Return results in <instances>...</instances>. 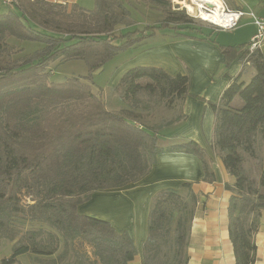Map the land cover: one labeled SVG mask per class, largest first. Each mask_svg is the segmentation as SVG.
<instances>
[{
    "label": "trees",
    "instance_id": "obj_1",
    "mask_svg": "<svg viewBox=\"0 0 264 264\" xmlns=\"http://www.w3.org/2000/svg\"><path fill=\"white\" fill-rule=\"evenodd\" d=\"M0 3L6 7L0 12V248L11 245L0 264H24L21 255L29 264H130L138 250L129 233L80 213V204L94 192L137 183L164 153L195 155L202 180L215 181L212 158L196 141L158 142L156 129L185 117L178 111L167 118L163 110L184 101L188 73L172 75L151 65L128 68L114 87L124 103L117 111L107 109L102 90L93 91L91 74L61 82L49 76L53 62L69 60H83L92 73L166 28L212 43L226 67L235 59L241 64L237 75L226 74L228 84L210 103L209 146L234 178L225 188L235 264H254V235L264 211V158L257 150L264 140V44L254 50L251 41L219 44L211 37L214 30L194 24L171 0H93L92 8L58 0ZM139 4L157 11L158 21L130 30L134 22L128 19ZM27 42L36 44L30 52ZM248 67L254 71L244 80ZM198 199L193 182L154 194L141 264H188Z\"/></svg>",
    "mask_w": 264,
    "mask_h": 264
},
{
    "label": "crops",
    "instance_id": "obj_2",
    "mask_svg": "<svg viewBox=\"0 0 264 264\" xmlns=\"http://www.w3.org/2000/svg\"><path fill=\"white\" fill-rule=\"evenodd\" d=\"M58 2L77 3L85 8L93 7V0ZM234 3L238 8L253 10L264 18V4L261 5L260 0H234ZM166 29H160L146 38L148 42L142 52L138 53L140 57L132 61V66H158L172 75L185 74L187 70L190 79L187 96L175 109L166 110L164 115L172 118L179 111L185 117L165 126L178 129L167 133L166 137L158 142L167 145L186 139L196 141L212 158L215 181L208 183L202 180V165L195 155L182 152L164 153L158 155L156 163L140 181L122 188L123 197L114 199L105 191H97L78 206V211L107 219L120 232L127 231L138 250V256L130 264H141L142 244L147 236V217L152 197L161 189L177 187L182 182H193V189L199 195V199L195 204L190 226L188 264H235L227 225L230 192L225 188V184H232L234 178L209 146L214 120L210 103L218 101L228 84L226 74L237 75L241 70V64L235 59L226 67L224 56L212 43L198 38L177 36L174 29ZM250 70V67L245 69L242 79L248 80L252 73ZM257 150L264 158V140L258 141ZM254 241L256 243L254 264H264V211L260 216Z\"/></svg>",
    "mask_w": 264,
    "mask_h": 264
},
{
    "label": "rangeland",
    "instance_id": "obj_3",
    "mask_svg": "<svg viewBox=\"0 0 264 264\" xmlns=\"http://www.w3.org/2000/svg\"><path fill=\"white\" fill-rule=\"evenodd\" d=\"M233 1L234 0H220L223 8H225L226 10L236 11L234 7L235 3ZM171 2L173 6L178 7L179 10H185V14L194 20V24L201 25L207 30H214L211 37L219 44L233 45L238 43H246L249 42L251 40V37L257 32V27L253 22L254 19L249 14H243L234 28L230 30H223L219 29L213 23L201 19L200 11L198 9H194L195 7L193 5H191V8L188 6L187 3H189V0H171ZM5 8L6 7L2 3H0V12L5 10ZM156 14L157 11H155L154 9H146L142 4H139L137 6V10H135L132 13L131 18L128 19L129 22H134L130 27V30H133L135 28H142L144 24H146V21L153 23L157 22L158 20H155ZM158 17H160L159 14ZM167 31L168 29H166V32ZM157 32H159V30ZM140 42L141 44L143 43L144 46L146 45V42H148V39L142 40ZM117 43H120V41H118ZM35 45V43H25L26 52L32 51V48ZM140 45L126 48L118 52L114 57L107 61L101 69L96 70L92 73L89 72L86 63L83 60H69L62 63L55 61L50 65L49 68L50 79L55 82H61L72 76H87L88 74H91V87L93 91L98 92L102 90V95L106 102L107 109L111 111H117L118 109L124 107V103L114 91V87L118 83L122 74L128 68L134 67L132 66V61L136 58H139L140 56H138V53L142 52L138 50V48L142 46ZM250 69V71H252L253 73L254 69L251 67ZM185 73H188L187 70L185 71ZM160 114L161 113H159L158 116ZM163 115H166V110H163ZM176 129H178V127H159L158 129H156L158 140L160 141L162 138L166 137L167 133H170ZM105 192L109 196L114 197V199L124 196V189L122 188L112 189ZM2 245L3 246L0 248V258L11 253L10 244L3 243ZM19 260L24 264H29V257L26 255H21L19 257Z\"/></svg>",
    "mask_w": 264,
    "mask_h": 264
},
{
    "label": "bare ground",
    "instance_id": "obj_4",
    "mask_svg": "<svg viewBox=\"0 0 264 264\" xmlns=\"http://www.w3.org/2000/svg\"><path fill=\"white\" fill-rule=\"evenodd\" d=\"M187 4L190 8L193 5L194 9L200 11L201 19L213 24L225 25L230 20L231 15L224 11L220 0H189Z\"/></svg>",
    "mask_w": 264,
    "mask_h": 264
},
{
    "label": "built area",
    "instance_id": "obj_5",
    "mask_svg": "<svg viewBox=\"0 0 264 264\" xmlns=\"http://www.w3.org/2000/svg\"><path fill=\"white\" fill-rule=\"evenodd\" d=\"M1 1L4 4H9L12 2V0H1ZM223 9L226 10L225 8ZM226 12H228L231 15L228 24H225V25L214 24L215 26L223 30H230L237 25L238 20L243 14H249L253 17L254 19L253 22L255 26L257 27V32L252 36L250 40L251 41L250 50H254L256 48L262 47V45L264 44V41H263L264 18L254 15L252 12L231 11V10H226Z\"/></svg>",
    "mask_w": 264,
    "mask_h": 264
}]
</instances>
